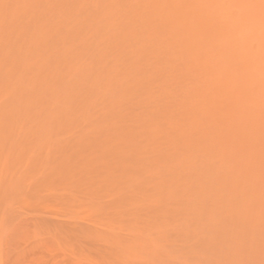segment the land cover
I'll use <instances>...</instances> for the list:
<instances>
[{"label":"rangeland","instance_id":"rangeland-1","mask_svg":"<svg viewBox=\"0 0 264 264\" xmlns=\"http://www.w3.org/2000/svg\"><path fill=\"white\" fill-rule=\"evenodd\" d=\"M0 264H264V0H0Z\"/></svg>","mask_w":264,"mask_h":264},{"label":"bare ground","instance_id":"bare-ground-1","mask_svg":"<svg viewBox=\"0 0 264 264\" xmlns=\"http://www.w3.org/2000/svg\"><path fill=\"white\" fill-rule=\"evenodd\" d=\"M97 12H98V11H97ZM145 31H146V30H145ZM143 32H144V31H143ZM77 38H79V37H77ZM77 38H75V39H77ZM114 39H115V38H114ZM114 39H113V40H114ZM80 40H81V39H80ZM122 40H123V39H122ZM122 40H121V41H122ZM75 41H76V40H75ZM82 42H83V41H82ZM84 43H85V42H84ZM83 45H85V44H83ZM123 45H124V44H123ZM104 46H105V45H104ZM105 47H106V46H105ZM111 47H112V46H111ZM132 49H133V48H132ZM120 53H121V52H120ZM115 55H116V54H115ZM116 56H117V55H116ZM120 57H121V56H120ZM148 57H149V56H148ZM109 58H110V57H109ZM119 59H120V58H119ZM129 59H130V58H129ZM124 61H125V59H124ZM99 62H100V61H99ZM121 62H122V61H121ZM128 64H129V63H128ZM102 68H103V67H102ZM124 68H125V67H124ZM97 70H98V69H97ZM96 72H97V71H96ZM98 72H99V71H98ZM106 72H107V71H106ZM157 72H159V71H157ZM85 74H86V73H85ZM85 74H84V75H85ZM117 74H118V73H117ZM86 75H87V74H86ZM86 75H85V76H86ZM96 76H97V75H96ZM87 77H88V75H87ZM94 78H96V77H94ZM97 78H98V77H97ZM85 79H86V78H85ZM87 79H88V78H87ZM95 81H97V79H96ZM116 81H117V80H116ZM78 82H79V81H78ZM81 82H82V81H81ZM84 82H85V81H84ZM117 82H118V81H117ZM95 83H97V82H95ZM104 83H105V82H104ZM80 84H81V83H80ZM74 85H76V84H73V86H74ZM95 85H96V84H95ZM61 86H62V85H61ZM76 87H77V86H76ZM68 89H69V88H68ZM70 89H71V88H70ZM77 90H78V89H76V91H77ZM90 90H91V89H90ZM73 91H74V90H73ZM128 91H129V90H128ZM132 91H133V90H132ZM77 92H78V91H77ZM74 93H76V92H74ZM77 94H78V93H77ZM81 94H82V92H81ZM92 94H93V93H92ZM129 95H130V94H129ZM121 96H122V95L120 94V97H121ZM83 97H84V96H83ZM83 97H82V98H83ZM90 97H91V96H90ZM121 98H122V97H121ZM121 98H120V99H121ZM86 99H87V97H86ZM81 101H82V100H81ZM84 101H85V100H84ZM119 101H120V100H119ZM77 103H78V102H77ZM77 103H76V104H77ZM115 103H116V102H115ZM117 103H118V102H117ZM78 105H79V104H78ZM119 105H120V104H119ZM121 105H122V103H121ZM71 106H72V105H71ZM84 106H85V105H84ZM84 106H83V107H84ZM115 106H116V105H115ZM133 106H134V105H133ZM69 107H70V105H69ZM121 107H122V106H121ZM123 107H126V106L123 105ZM16 108H17V107H16ZM81 108H82V107H81ZM29 109H30V108H29ZM66 115H67V114H66ZM133 132H134V131H133ZM136 133H137V132H136ZM119 134H120V133H119ZM120 136H121V135H120ZM151 138H152V137H151ZM83 148H84V147H83ZM90 149H91V148H90ZM80 151H81V150H80ZM82 152H83V151H82ZM85 153H86V152H85ZM83 157H84V156H83ZM85 161H86V160H85ZM85 164H86V163H85ZM87 164H88V163H87ZM93 164H94V163H93ZM99 167H100V166H99ZM130 168H131V167H130ZM108 169H109V168H108ZM141 171H142V170H141ZM134 172H135V171H134ZM136 172H137V171H136ZM93 173H94V172H93ZM93 173H92V174H93ZM77 175H78V174H77ZM77 175H76V176H77ZM80 177H81V176H80ZM96 177H97V175H96ZM71 178H72V177H71ZM81 178H83V177H81ZM81 178H79V180H82ZM92 178H94V176H93ZM92 178L90 177L89 179L92 180ZM111 178H112V177H111ZM95 179H96V178H95ZM97 179H98V178H97ZM101 179H102V178H101ZM60 180H61V179H60ZM84 180H85V177H84ZM84 180H82V182H83ZM85 181H88V180L86 179ZM89 181H90V180H89ZM67 182H68V181H67ZM77 182H78V181H77ZM105 182H106V181H105ZM59 184H61V182H60ZM62 184H63V183H62ZM77 184H78V183H77ZM77 184H74V185L77 186ZM84 184H85V183H84ZM89 184H90V183H89ZM194 186H195V185H194ZM67 187H68V186H67ZM79 187H80V186H79ZM157 192H159V191H157ZM155 194H156V193H155ZM57 196H58V195H57ZM93 196H94V195H93ZM47 197H49V196H46V198H47ZM55 197H56V196H55ZM55 197H49L47 200H49L50 198H53V199H54ZM91 197H92V196H91ZM95 197H96V195H95ZM77 198H78V197H77ZM82 199H83V198H82ZM82 199H81V200H82ZM93 199H94V198H93ZM54 200H55V199H54ZM72 200H73V199H72ZM72 200H71V201H72ZM44 201H46V199H45ZM85 201H86V200H85ZM56 202H57V201H56ZM74 202L76 203V201H73V203H74ZM94 202H95V201H94ZM75 203H74V204H75ZM56 204H57V203H56ZM82 205H83V204H82ZM86 205H87V204H86ZM93 205H94V204H93ZM95 205H96V204H95ZM45 206H46V205H45ZM69 206H70V205H69ZM74 206H75V205H74ZM80 206H81V205H80ZM71 207H73V206H71ZM88 207H89V206H88ZM48 208H49V207H48ZM48 208H47V209H48ZM50 208H52V207H50ZM73 208L75 209V207H73ZM94 208H95V207H94ZM56 209H57V208H56ZM61 209H62V208H61ZM71 209H72V208H71ZM79 209H80V207H79ZM79 209H78V210H79ZM84 209H85V208H84ZM50 210H51V209H50ZM50 210H48V211H50ZM51 211L54 212V210H51ZM57 211H58V209L56 210V212H57ZM68 211H71V210H67V212H68ZM73 211H74V210H73ZM58 212H59V211H58ZM45 213H46V212H45ZM72 213H73V212H72ZM76 213H77V212H76ZM90 213H91V212H90ZM94 213H96V212H94ZM54 214H55V213H54ZM66 214H68V213H66ZM74 215H76V214H74ZM53 216H54V215H53ZM66 216H67V215H66ZM78 216H79V215H78ZM55 217H56V216H55ZM69 217H70V216H69ZM74 217H75V216H74ZM85 217H86V216H85Z\"/></svg>","mask_w":264,"mask_h":264}]
</instances>
